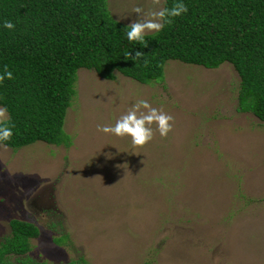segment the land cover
I'll return each instance as SVG.
<instances>
[{
	"label": "rangeland",
	"instance_id": "rangeland-1",
	"mask_svg": "<svg viewBox=\"0 0 264 264\" xmlns=\"http://www.w3.org/2000/svg\"><path fill=\"white\" fill-rule=\"evenodd\" d=\"M108 3L127 25L157 7ZM77 76L69 145H0V241L19 219L41 231L29 257L52 264H264V123L238 112L234 67L169 61L152 85ZM140 99L175 117L167 137L139 148L98 131Z\"/></svg>",
	"mask_w": 264,
	"mask_h": 264
},
{
	"label": "trees",
	"instance_id": "trees-1",
	"mask_svg": "<svg viewBox=\"0 0 264 264\" xmlns=\"http://www.w3.org/2000/svg\"><path fill=\"white\" fill-rule=\"evenodd\" d=\"M177 2L188 11L147 34L143 47L128 40V25L115 19L108 0H0V73L7 66L14 76L0 84V106L14 125L2 144L69 145L64 125L81 69L152 85L164 81L169 61L206 69L231 64L240 78L238 112L264 123V0H165L164 7ZM5 20L15 28H5ZM136 51L144 57L125 55ZM10 227L0 241V264H52L29 257L41 235L37 225L13 219Z\"/></svg>",
	"mask_w": 264,
	"mask_h": 264
},
{
	"label": "clouds",
	"instance_id": "clouds-1",
	"mask_svg": "<svg viewBox=\"0 0 264 264\" xmlns=\"http://www.w3.org/2000/svg\"><path fill=\"white\" fill-rule=\"evenodd\" d=\"M153 7L145 11L142 7H134L133 12L137 14V18L132 21L126 28L127 38L130 42H138L143 47H147L145 36L148 33H158L162 31L165 25H172L174 18L181 16L188 11L187 5L182 2L174 3L171 8L159 7L161 0H152ZM4 27L13 30L15 24L5 20ZM125 55L132 60H139L144 57V53L136 51L135 55L132 52H126ZM147 64V61H145ZM14 79L13 73L5 66L4 72L0 73V84H3L5 79ZM175 117L153 107L147 100L140 99L132 105L125 114L121 115L114 125H98V131L105 134H112L118 137H130L134 147L142 148L150 143L158 131L161 137H167L174 130ZM155 125V130L153 128ZM14 125L10 123L7 108L0 107V145L5 149L7 145H3V141L11 140L13 136Z\"/></svg>",
	"mask_w": 264,
	"mask_h": 264
}]
</instances>
